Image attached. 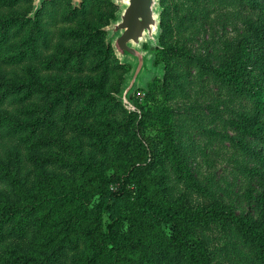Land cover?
Here are the masks:
<instances>
[{"label": "rangeland", "instance_id": "rangeland-1", "mask_svg": "<svg viewBox=\"0 0 264 264\" xmlns=\"http://www.w3.org/2000/svg\"><path fill=\"white\" fill-rule=\"evenodd\" d=\"M251 1L264 2L156 0V39L141 48L157 73L134 86L124 108L117 95L131 63L119 62L104 30L120 5L45 0L32 12V0H0V20L12 19L0 40V91L24 85L0 105V264H198L199 256L203 264H264L230 214L264 230V113L248 130L255 112L247 94L250 78L264 87V24L250 22ZM81 2L87 12L71 14ZM25 19L37 27H21ZM95 29L108 55L89 42L82 62H62ZM30 34L31 52L7 61ZM225 67L241 72L222 75ZM86 80H101L102 96L84 112ZM90 130L106 137L101 149ZM132 163L152 202L201 212L179 229L182 242L137 206L125 178ZM99 177L116 197L111 237L94 193Z\"/></svg>", "mask_w": 264, "mask_h": 264}, {"label": "trees", "instance_id": "trees-1", "mask_svg": "<svg viewBox=\"0 0 264 264\" xmlns=\"http://www.w3.org/2000/svg\"><path fill=\"white\" fill-rule=\"evenodd\" d=\"M209 4V2L205 3ZM86 4L83 5L81 2L80 6L78 8H74L71 10V14H80L87 12L86 8H83ZM248 9L251 12H256L254 17H249L250 22H256L259 24H264V2H256L251 1L247 4ZM203 9H207L205 5L203 6ZM165 16V14L162 13V18ZM253 18V19H252ZM26 23H21L20 26L24 27L27 26L28 22L30 23L31 29L33 26L37 27V22L32 21L29 19L24 20ZM12 25V19L8 18L5 20H0V40L5 38L6 31L9 29V27ZM22 29V28H21ZM32 34V32H31ZM28 35L25 38V47L19 49L15 54L8 55L7 61L17 63L20 61H23L24 57H26L31 50L34 48V40L32 36ZM99 34L98 29H95L93 33H91L89 36L93 38L91 41L89 39H85L84 41H81V43L76 46L75 48H70L66 51V55L62 58V62L70 61L72 60L73 63L79 64L82 62V55L85 53L86 50H88L90 43L96 45L99 43V45L103 48V55L107 56L110 52V48L104 46L102 40L97 35ZM80 35H75L73 38H78ZM97 39L98 41H96ZM99 54V53H98ZM104 56V57H105ZM241 71L238 69L235 71H232L229 69V67L223 68L220 73L222 75H239ZM235 82H238V79L233 78ZM248 82V88H247V94L249 99L251 100V104L253 107V110L255 113L251 115L249 118V129L251 132H253V129L255 128V124L257 122V117L264 113V87L260 86L257 80L254 78H250L247 80ZM79 84H86L85 88L87 89V98L85 99L84 106L82 110L86 112L89 110L88 108L93 107V101L97 100L100 96H102V85L101 80L96 82L95 84L92 83L91 80H86L83 83ZM23 84H17L15 86L9 85L6 86V88L3 91H0V105L4 102V100L14 93H19L20 90L23 89ZM50 87V86H49ZM52 88V87H50ZM55 89V92H58L60 89L58 87H53ZM14 91V93H9ZM56 94V93H55ZM59 100V98L55 95H53L51 101L49 102V105L47 106V110L51 111L56 106V101ZM31 124H34L31 123ZM17 126V127H16ZM15 128L17 131L21 130L23 128L22 125L16 124ZM18 131V132H19ZM90 137H92L91 144L95 146L96 148L101 149L103 144L106 143L107 139L102 133L95 132L94 130H90L86 132ZM125 178L129 181V183L134 186L135 190V201L139 208H142L147 213H149L154 219L161 223L169 224L170 229L172 230V235L170 237L171 242L174 244L179 243V241L182 242V239H180L179 236V229L182 227L184 223H187L191 221L193 218H197L201 212L199 211H186L183 209H168L164 206H161L157 203L152 202L146 193V188L142 179V168L140 165H136L135 163H132L129 165L126 173ZM91 181L94 180V177H91ZM98 180L102 183L99 185V187H96L94 193L98 195L99 202L98 206L102 208L104 212L108 214V217L111 219L110 223L106 224L107 231L105 233V237H111L116 232L117 224L115 223V213L112 210L113 205L116 203V197L113 192H110V190L107 189L108 180L105 177H99ZM119 186V183L117 184ZM9 212V211H7ZM73 212V211H71ZM7 213L4 212L3 215H6ZM234 220L236 221L237 225L243 230L244 234L249 235L257 242L258 251L260 254L264 255V230H258L250 226L249 222L246 220V216H237L232 213H230ZM69 214L64 215L65 219H69ZM106 242L110 244V239H104ZM97 248H101L102 251L105 248L103 244L98 246ZM94 257H100L101 255L94 252ZM198 264H203V257L199 256L197 259Z\"/></svg>", "mask_w": 264, "mask_h": 264}, {"label": "water", "instance_id": "water-1", "mask_svg": "<svg viewBox=\"0 0 264 264\" xmlns=\"http://www.w3.org/2000/svg\"><path fill=\"white\" fill-rule=\"evenodd\" d=\"M45 0H32V12ZM121 7L115 12V19L104 27L107 31L105 42L109 43L120 63H131L125 74L126 80L120 88L117 99L124 108L130 106L129 93L134 86L142 83V78L157 71L151 68V56L143 51L144 41L154 43L158 32V10L156 0H111ZM80 0H71L73 6Z\"/></svg>", "mask_w": 264, "mask_h": 264}]
</instances>
